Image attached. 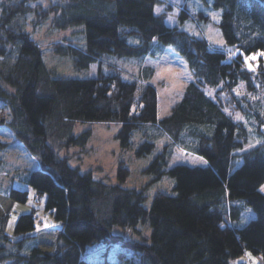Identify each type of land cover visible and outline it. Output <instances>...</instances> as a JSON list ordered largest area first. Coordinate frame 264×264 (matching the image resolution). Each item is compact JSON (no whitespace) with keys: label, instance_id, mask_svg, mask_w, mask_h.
Returning <instances> with one entry per match:
<instances>
[{"label":"trees","instance_id":"obj_1","mask_svg":"<svg viewBox=\"0 0 264 264\" xmlns=\"http://www.w3.org/2000/svg\"><path fill=\"white\" fill-rule=\"evenodd\" d=\"M158 5L160 0H0V110L10 116L5 121L0 115V133L7 129L37 157L39 169L22 180L45 196V211L61 223L36 230L31 211L18 217L9 235L10 213L15 204L27 202L28 192L0 194V264H232L247 253L264 264V194L259 191L264 143L239 153L249 131L233 117L253 118V132L263 135L264 114L253 100L244 98L249 103L244 107L233 91L242 81L251 96L264 93V0H213L225 43L241 52L232 59L204 39L167 27L166 16L155 14ZM29 15L33 28L50 18L56 30L84 27V49L52 46L77 70L108 55L146 58L158 40L184 59L195 81L158 119L155 88L123 81L117 71H99L90 79L52 76L24 29ZM180 17L188 18L187 10ZM130 39L138 44H129ZM252 54L258 58L254 69H247L243 55ZM204 88L214 90L218 101ZM221 95L230 97L234 109L224 110ZM85 122L119 124L115 137L124 149L138 133V157L157 151L156 141L165 138L146 172L174 178L176 195L158 191L147 210L142 190L107 185L72 168L58 151L87 142L90 131L73 134L75 125ZM6 146L0 141V149ZM175 147L203 158L206 166L169 168ZM128 173L119 166L121 180ZM248 207L255 218L238 227ZM140 224L151 228L149 243L112 234L113 227ZM115 251L117 260H110ZM96 255L99 260L92 261Z\"/></svg>","mask_w":264,"mask_h":264},{"label":"rangeland","instance_id":"obj_2","mask_svg":"<svg viewBox=\"0 0 264 264\" xmlns=\"http://www.w3.org/2000/svg\"><path fill=\"white\" fill-rule=\"evenodd\" d=\"M212 2L213 0H160V5L155 7V14L166 16L165 24L167 27H175L196 38L204 39L213 47L224 51L228 59L235 58L241 52L225 43L218 28L221 11L213 9ZM182 9L187 10L189 13L188 18L180 17ZM26 21L24 29L39 47L43 64L52 76L90 79L95 78L99 71L105 73L117 71L123 81L136 82L139 86L149 84L155 88L158 119H162L169 114L171 108L181 99L186 86L195 81L184 59L171 47L162 45L158 40L151 44V54L146 58H117L108 55L91 65L89 69L77 70L69 57L55 54L52 46L56 43H70L84 49L85 33L83 26L56 30L51 28L50 18L40 26L33 28L32 15L27 16ZM129 44L137 45L138 40L130 39ZM257 58L258 56L255 54L243 55L244 66L247 69H254V62ZM204 91L211 99L217 100L214 90L204 88ZM233 92L237 98L239 97L242 100L245 98L248 102L255 101L254 106L264 114L263 92L251 96L247 93L245 84L242 81ZM229 98L226 99L225 95L220 97L221 101L225 103L223 108L226 112L234 109V103ZM242 103L244 107L249 104L245 100ZM0 115L5 121L10 120L7 110H0ZM233 117L235 120L242 122L249 131L248 140L239 153L249 151L264 143V132H262L263 135L253 132L251 125L253 118H247L244 113H235ZM261 126L263 130L264 123ZM119 129L120 125L116 123H77L73 129L75 136L86 131H90L91 136L83 146H70L67 149L58 151V155L61 158H67L68 164L72 168L78 169L80 173H90L94 180L107 185H118L125 189L142 190L146 196L144 207L147 210L150 209L153 198L158 191L175 196L174 178L168 174L157 177L155 174L146 172L155 153L167 140L165 138L157 140V151L144 157H138L135 152L142 141L140 135L138 133L134 134L131 138V148L124 149L115 137ZM0 141L7 145L5 148L0 149V194H6L12 189L28 192V200L25 204L14 205L5 230L6 233L12 235L18 217L31 211L35 212L36 230L41 227L60 228L61 223L45 211V196H38L35 190L22 180L29 172L39 169L37 157L29 154L7 129L2 130L0 133ZM240 164L241 162H238L236 167ZM120 165L127 168L129 172L124 180L118 177ZM174 165L204 167L206 161L199 156L175 147L169 158L168 167ZM259 191L264 194V184L260 186ZM254 218L255 213L248 207L237 226L243 227ZM112 234L122 236L129 241H141L144 238L149 243L151 228L148 224H140L136 229L113 227ZM115 253L116 251L111 253L110 260H117L115 259ZM97 260H99L98 255L92 261ZM240 262L260 264L262 261L247 253L234 260L232 264Z\"/></svg>","mask_w":264,"mask_h":264},{"label":"water","instance_id":"obj_3","mask_svg":"<svg viewBox=\"0 0 264 264\" xmlns=\"http://www.w3.org/2000/svg\"><path fill=\"white\" fill-rule=\"evenodd\" d=\"M262 131L264 132V129Z\"/></svg>","mask_w":264,"mask_h":264}]
</instances>
